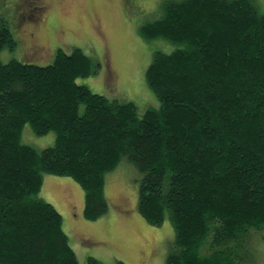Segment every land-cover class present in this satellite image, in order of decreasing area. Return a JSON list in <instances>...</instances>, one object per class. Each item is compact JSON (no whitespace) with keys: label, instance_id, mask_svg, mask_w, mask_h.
<instances>
[{"label":"trees","instance_id":"obj_1","mask_svg":"<svg viewBox=\"0 0 264 264\" xmlns=\"http://www.w3.org/2000/svg\"><path fill=\"white\" fill-rule=\"evenodd\" d=\"M162 11L140 34L176 48L154 53L146 81L160 108L143 115L77 83L97 72L79 48L58 49L48 65L0 58V264H80L63 216L40 197L44 175L76 182L84 218L95 221L109 212L106 177L123 161L139 172L142 217L174 227L167 264L257 263L264 13L250 0L166 1ZM16 46L0 18V53ZM26 124L38 136L54 132V145L21 143Z\"/></svg>","mask_w":264,"mask_h":264},{"label":"rangeland","instance_id":"obj_2","mask_svg":"<svg viewBox=\"0 0 264 264\" xmlns=\"http://www.w3.org/2000/svg\"><path fill=\"white\" fill-rule=\"evenodd\" d=\"M166 1L182 0H44V6H50L44 11L46 27L31 36L19 20L26 13L25 6L33 9L38 0H0V18L17 41L14 50H2L1 61L27 59L48 65L58 49L70 54L79 48L92 59L97 72L79 78L78 84L112 101L133 102L140 115L158 110L160 101L147 84L146 72L155 52L170 54L176 46L163 39L146 40L140 28L161 19ZM250 1L264 13V0ZM35 11L30 19L39 21ZM55 139L54 132L38 136L26 124L21 143L41 151L53 146ZM139 179L132 163L121 162L106 177L109 212L88 221L83 214V189L69 177L44 175L40 197L63 216L64 231L80 264H88L89 257L101 264H167L175 230L168 217L156 226L139 213ZM256 252V264H264L263 239Z\"/></svg>","mask_w":264,"mask_h":264},{"label":"flooded vegetation","instance_id":"obj_3","mask_svg":"<svg viewBox=\"0 0 264 264\" xmlns=\"http://www.w3.org/2000/svg\"><path fill=\"white\" fill-rule=\"evenodd\" d=\"M23 2V0H22ZM38 6H35L33 9H30V7L28 6V8L25 6V10L26 13L23 12L22 18H20L19 22L21 24V26L24 28L27 26V28L30 31V35L34 36L37 32H41L43 31V29L46 27L47 21H48V17L44 15V11L50 9V6L48 5L46 7V5L44 6V0H38ZM37 10L39 14L38 15V19L39 21H32L30 19V13L32 11ZM35 11V13L37 12ZM33 13V12H32Z\"/></svg>","mask_w":264,"mask_h":264}]
</instances>
